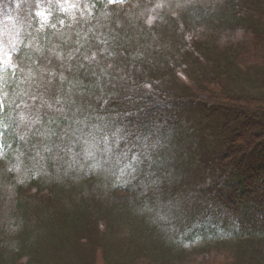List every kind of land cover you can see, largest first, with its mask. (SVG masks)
Listing matches in <instances>:
<instances>
[{
  "label": "trees",
  "instance_id": "obj_1",
  "mask_svg": "<svg viewBox=\"0 0 264 264\" xmlns=\"http://www.w3.org/2000/svg\"><path fill=\"white\" fill-rule=\"evenodd\" d=\"M68 1L82 5L77 19H64L63 0H0V166L18 179L21 218L0 264H157L150 253L163 245L143 248L150 229L131 208L142 175L105 200V167L74 182L72 147L87 142L71 143L107 139L115 165L184 130L200 132L191 152L208 150L186 225L204 215V194L237 236L165 252L163 264H264V0Z\"/></svg>",
  "mask_w": 264,
  "mask_h": 264
},
{
  "label": "rangeland",
  "instance_id": "obj_2",
  "mask_svg": "<svg viewBox=\"0 0 264 264\" xmlns=\"http://www.w3.org/2000/svg\"><path fill=\"white\" fill-rule=\"evenodd\" d=\"M113 1L115 0H110L111 3ZM81 6H76L74 2L63 0L62 3H58V10L65 16L64 19L67 18L70 20L75 19L77 14H81ZM85 6L83 9L87 10ZM88 10L90 12L86 13L92 12L90 8ZM39 15L41 16L40 22L42 21L41 27H47L49 25L47 23L50 21V14L42 10L39 12ZM96 19L98 20L100 17L97 16ZM62 27V25L58 24V30L56 32L61 31ZM53 50L55 51L56 48L54 47ZM54 51L52 54H54ZM5 60H8V58ZM21 75L26 77L27 73H21ZM179 78L188 85L192 84L182 73L179 74ZM202 126V124L199 125L196 127V130H200ZM206 132H204V135ZM183 133L189 135V138L182 136L177 138L170 135L164 141H156L152 146L146 147L144 152H142L144 154L143 156L140 157L137 153H133L129 159L126 156L123 161H119L115 165L110 163L114 160L106 156L109 154L112 155L115 151L114 146L107 139L100 137L93 139L87 137L85 134H81L77 138L74 137L75 141H77L76 143H71L72 145H78L81 149L85 141L87 142V145L77 153L75 152L76 148L72 147V156L74 157L77 154L74 157L77 169H72V171L77 173L74 182L79 184L84 175L92 172L95 174L101 172L102 174L103 172L99 168L105 167L108 174H106V179L108 181L101 185L105 193L96 191V195L99 196L102 194L105 200L109 201L112 198L109 190L113 186L122 183V187H124L126 185L125 182L130 183L131 178V181L137 179L139 184L140 176L142 175L143 183L140 186V191L138 190L136 192L132 188L133 193L130 196L131 208L135 209L138 218L143 220L150 229V231H144L142 233L146 237L143 248H148L149 246L147 245L150 243L158 246L163 245V250L157 247L153 253H150L157 264L164 263L165 252H189L193 249L214 245L221 241L233 240L237 236L235 233L237 226L234 220H232V217H224L219 214L210 201L209 206L206 207L208 201L204 194L202 196V205L206 208L203 212L204 215H197L193 224H188L192 226L190 225L189 227L186 225V221L196 214V199L197 195H199L196 191L200 188L198 186L201 184V174L198 172L197 159L201 153H207L208 150H199L196 148L194 152H191L189 143L190 140H194L191 138V135H197L200 132L191 130L186 132L184 130ZM210 133L208 131V136H206L208 143H212L215 138L214 134L210 136ZM60 142L62 141H55L54 144L60 147ZM208 149L211 150V144ZM185 150H187V153ZM103 155L107 158L108 162L100 159ZM134 167L137 168V173H135ZM11 173L10 167L3 168L0 166V241L1 238L5 240L11 238V236L13 237L18 231V228H20L21 218L19 212L16 210V203L19 200L16 192L18 179H10L9 175ZM205 189L206 187L203 188V190ZM205 195L208 196L207 194ZM208 200H210L209 197ZM213 215H215V218ZM110 218L113 219L115 216L111 215ZM34 224L35 220H32L31 225L33 226ZM194 225L197 230H194ZM190 233L192 234L191 236H189ZM13 238L10 239V242L13 241ZM182 238L184 240L180 241ZM128 243H130L133 249H137L138 244L134 234ZM225 262L221 258L219 264H225ZM200 263L203 262L200 261ZM97 264H103L102 260H98Z\"/></svg>",
  "mask_w": 264,
  "mask_h": 264
}]
</instances>
